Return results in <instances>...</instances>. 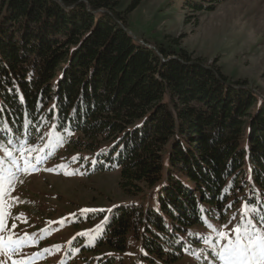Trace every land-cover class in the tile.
Returning a JSON list of instances; mask_svg holds the SVG:
<instances>
[{"label": "trees", "instance_id": "obj_1", "mask_svg": "<svg viewBox=\"0 0 264 264\" xmlns=\"http://www.w3.org/2000/svg\"><path fill=\"white\" fill-rule=\"evenodd\" d=\"M119 5L0 0V147L45 146L44 158L88 176L119 171L127 200L97 243L124 252L132 235L154 264L199 263L213 252L208 224L264 209V91L181 48L135 40Z\"/></svg>", "mask_w": 264, "mask_h": 264}, {"label": "rangeland", "instance_id": "obj_2", "mask_svg": "<svg viewBox=\"0 0 264 264\" xmlns=\"http://www.w3.org/2000/svg\"><path fill=\"white\" fill-rule=\"evenodd\" d=\"M116 1L120 4L117 12L128 15V27L124 28L137 41L147 43V47L181 48L195 58H204L212 65L216 63L230 82L244 81L256 92L264 91V0H228L213 11L198 14L177 10L176 6L183 0ZM173 39L179 41V46L172 42ZM4 148L12 151L21 165V148L38 149L25 153L33 159L36 156L44 158L46 153L45 146L20 143L10 149L9 144H2L0 158L6 161L9 158ZM65 163L62 156L55 160L44 158L37 171L29 175L17 173L14 190L4 197L7 215L5 229L0 235L5 238L11 235L13 239L27 236L31 240L19 252H0V262L112 264L107 262L112 259L114 264H154L144 257L145 252L132 235L128 237L124 252L97 243L114 205L127 200L119 189L120 172H99L88 176L75 167L64 166ZM83 209L96 211L86 213ZM100 212L107 214L94 219L93 215ZM241 223L233 219L225 224L212 223L209 231L214 236H210L209 241L215 243L213 229L231 233ZM84 233L87 235H82ZM188 256L187 264H221L212 251H208L207 260L200 257L199 263L197 258Z\"/></svg>", "mask_w": 264, "mask_h": 264}, {"label": "snow or ice", "instance_id": "obj_3", "mask_svg": "<svg viewBox=\"0 0 264 264\" xmlns=\"http://www.w3.org/2000/svg\"><path fill=\"white\" fill-rule=\"evenodd\" d=\"M3 151L9 159L6 161L0 158V233L5 229V218L7 215L4 210V197L14 190L15 182L18 180L17 173L29 175L37 171L38 165L44 159L40 156H36L33 159L30 155H25L26 152L30 153L38 151V149L21 148L19 150L20 156L23 158V164L21 165L20 159L13 156L12 151L7 148H4ZM13 169L16 171L14 172ZM14 199L18 200V198ZM249 208H251V212L248 211ZM82 211L87 213L96 210L83 209ZM253 213L255 216L252 215ZM244 216V222L237 224L231 233L213 229L216 232V239L220 243L212 244L211 241H208V243L213 249L212 254L221 264H264V209L246 205ZM256 217L259 219L256 220ZM208 227L212 228L213 226L208 224ZM232 233H234V236ZM82 235H87V233ZM30 240L31 238L27 236L23 239H13L11 235L7 238L0 235V252H19ZM13 264H28V262L13 261Z\"/></svg>", "mask_w": 264, "mask_h": 264}, {"label": "water", "instance_id": "obj_4", "mask_svg": "<svg viewBox=\"0 0 264 264\" xmlns=\"http://www.w3.org/2000/svg\"><path fill=\"white\" fill-rule=\"evenodd\" d=\"M124 29H125V30H126V31H127V32H128V33H129L134 39H135V40H137L136 37H134V36L132 35V33H130L126 28H124ZM148 47H149V48H152V49H155L154 47L149 46V45H148Z\"/></svg>", "mask_w": 264, "mask_h": 264}]
</instances>
